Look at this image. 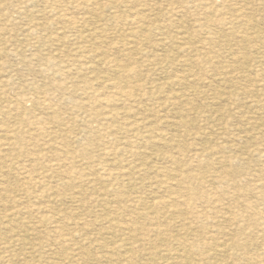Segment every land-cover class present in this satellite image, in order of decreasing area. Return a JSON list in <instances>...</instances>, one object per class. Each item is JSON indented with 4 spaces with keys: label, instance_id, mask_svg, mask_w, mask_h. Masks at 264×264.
<instances>
[{
    "label": "rangeland",
    "instance_id": "rangeland-1",
    "mask_svg": "<svg viewBox=\"0 0 264 264\" xmlns=\"http://www.w3.org/2000/svg\"><path fill=\"white\" fill-rule=\"evenodd\" d=\"M193 1L0 0V264H264V0Z\"/></svg>",
    "mask_w": 264,
    "mask_h": 264
},
{
    "label": "bare ground",
    "instance_id": "bare-ground-1",
    "mask_svg": "<svg viewBox=\"0 0 264 264\" xmlns=\"http://www.w3.org/2000/svg\"><path fill=\"white\" fill-rule=\"evenodd\" d=\"M97 1V0H96ZM104 1H106V0H104ZM103 0H102V2H104ZM108 1V0H107ZM195 1V0H194ZM193 1V2H194ZM61 2V1H60ZM86 2H88V1H86ZM192 2V3H193ZM215 2V1H214ZM95 3V2H94ZM105 3V2H104ZM223 4V3H222ZM101 5V4H100ZM221 5V4H220ZM213 7V6H212ZM228 7V6H227ZM111 8V7H110ZM212 9V8H211ZM214 9V8H213ZM131 12V11H130ZM240 12V11H239ZM137 13V12H136ZM138 14V13H137ZM136 14V15H137ZM221 15V14H220ZM240 15V14H239ZM133 16L135 17V15H134V13H133ZM133 16H131L132 18H134ZM138 16H139V14H138ZM130 17V16H129ZM239 17V16H238ZM241 17V16H240ZM140 18V17H139ZM138 18V20H140ZM217 18H219V17H217ZM143 19V18H142ZM132 20H134V19H132ZM135 20H137V19H135ZM138 20L136 21V22H138ZM131 21V20H130ZM132 22V21H131ZM214 23V22H213ZM216 24V23H215ZM218 25V24H217ZM262 85H264V84H262ZM113 86V85H112ZM250 86V85H249ZM251 87V86H250ZM115 88H118V87H115ZM246 88V87H245ZM120 89V88H119ZM128 88H126V89H124L125 91L127 90ZM111 90H113V89H111ZM128 90H130V89H128ZM118 92V91H117ZM130 92V91H129ZM126 93H127V91H126ZM193 93V92H192ZM122 96V95H121ZM177 97V96H176ZM177 100V99H176ZM249 101V100H248ZM261 101V100H260ZM254 102H257V101H255L254 100ZM168 104V103H167ZM166 105V104H165ZM256 105V104H255ZM172 106V105H171ZM164 107V106H163ZM164 109V108H163ZM93 115H95V114H93ZM101 115V114H100ZM103 115H104V113H103ZM117 114H115V116H116ZM55 117V116H54ZM108 117H109V115H108ZM132 117V116H131ZM136 117V116H135ZM175 117V116H174ZM105 118V117H104ZM103 118V119H104ZM107 118V117H106ZM179 118V117H178ZM131 120V119H130ZM210 120V119H209ZM139 121V120H138ZM206 122V121H205ZM132 123V122H131ZM149 123V122H148ZM177 123V122H176ZM135 124V123H134ZM173 124H175V123H173ZM251 124V123H250ZM129 125V124H128ZM128 125H126V127H130V125L128 126ZM141 125V124H140ZM150 125V124H149ZM152 125V124H151ZM174 126V125H173ZM146 127V126H145ZM149 127V126H148ZM96 128H98V127H96ZM127 129V128H126ZM129 129H133L134 131H135V129L134 128H129ZM204 129H206V128H204ZM105 130V129H104ZM244 130V129H243ZM243 130H241V131H243ZM249 130V129H248ZM251 130V129H250ZM123 131V130H122ZM125 131V130H124ZM130 131V130H129ZM129 131H128V133H129ZM147 131H149V130H147ZM133 132V131H132ZM133 135H135V134H133ZM131 136H132V134H131ZM137 136H138V133H137ZM135 137V136H134ZM140 138V137H139ZM259 152V151H258ZM262 152V151H261ZM261 155V154H260ZM260 155H259V157H260ZM263 155V154H262ZM261 155V156H262ZM212 174V173H211ZM221 175V174H220ZM217 176V175H216ZM227 176H228V174H227ZM198 178H199V175L197 176ZM207 178H208V176H206ZM219 177V176H218ZM222 178H224V177H221V179ZM228 178H229V176H228ZM232 178V177H231ZM234 178V177H233ZM205 179V178H204ZM209 179V178H208ZM225 179H227L226 177H225ZM236 179V178H235ZM92 181V180H91ZM201 182H202V180H200ZM205 181V180H204ZM222 181H223V179H222ZM229 181H231V180H229ZM232 181H234V180H232ZM199 182V181H198ZM223 182H226L225 180L223 181ZM222 182V183H223ZM227 182H228V180H227ZM227 182H226V184H227ZM256 182V181H255ZM213 183V182H212ZM216 183V182H215ZM218 183V182H217ZM219 183H220V181H219ZM229 183V182H228ZM200 184V183H199ZM225 184V183H224ZM239 184V183H238ZM214 185V184H213ZM212 185V186H213ZM233 185V184H232ZM253 185V184H252ZM261 185H262V183H261ZM264 185V184H263ZM210 186V185H209ZM219 186V184L217 185V187ZM199 187V186H198ZM226 187V186H225ZM230 187V186H229ZM259 187V189H260V186H258ZM220 188V187H219ZM232 188H234V187H232ZM253 188V187H252ZM218 189V188H217ZM222 189V188H221ZM235 189V188H234ZM258 189V190H259ZM261 189H263V187L261 188ZM218 191H220V190H218ZM222 191H224V190H222ZM249 191V190H248ZM251 192H252V190H250ZM214 192V191H213ZM254 192V191H253ZM253 192H252V194H253ZM258 192V191H257ZM259 192H261L260 190H259ZM220 193V192H219ZM244 193V192H243ZM246 193V192H245ZM262 193V192H261ZM222 194V193H221ZM236 194V193H235ZM256 194V193H255ZM259 194V193H258ZM211 195H213V194H211ZM263 195V194H262ZM204 196V195H203ZM214 196V195H213ZM219 196V195H218ZM206 197V196H205ZM225 197V196H224ZM203 198V197H202ZM209 198V197H208ZM239 198V197H238ZM257 198V197H256ZM260 199V198H259ZM203 200H204V198H203ZM209 200H210V198H209ZM236 200V199H235ZM206 201V200H205ZM205 201H203L204 203H206ZM213 201H214V199H213ZM219 201V200H218ZM209 203L211 202V201H208ZM220 203V202H219ZM254 203H256V202H254ZM211 204V203H210ZM220 205V204H219ZM247 205H248V203H247ZM257 205V204H256ZM262 205V204H261ZM244 206H246V205H243L242 207L243 208H245ZM257 206H259V205H257ZM262 207V206H261ZM249 209H250V207H248ZM256 208V207H255ZM248 209V211H250ZM247 210V209H246ZM245 210V211H246ZM253 210V209H252ZM260 210H264V208L263 209H260ZM231 211H233V210H231ZM243 211V210H242ZM257 211V210H256ZM251 212V211H250ZM239 213V212H238ZM241 213V212H240ZM206 214V213H205ZM231 214V213H230ZM244 214V213H243ZM246 214H247V211H246ZM250 214V213H249ZM252 214V213H251ZM234 215V214H233ZM236 215V214H235ZM238 215V214H237ZM240 215V214H239ZM238 215V216H239ZM253 215V214H252ZM259 215V214H258ZM261 215H263V213L261 214ZM228 216V215H227ZM244 216V215H243ZM245 216H247V215H245ZM249 216H251V215H249ZM237 217V216H236ZM240 217V216H239ZM242 217V216H241ZM240 217V218H241ZM254 217H256V216H254ZM253 217V218H254ZM232 218V217H231ZM106 219V218H105ZM257 220V218H254V220ZM109 220V219H108ZM108 220H105V221H108ZM241 220V219H240ZM249 220V219H248ZM237 221H239V218L237 219ZM236 222V221H235ZM250 222V221H249ZM257 222V221H256ZM116 223V222H115ZM231 223V222H230ZM263 224V223H262ZM69 225V224H68ZM260 226H261V224H259ZM11 226V225H10ZM113 226V225H112ZM120 226V225H119ZM125 226H127V225H125ZM246 226H248V224L246 225ZM116 227V226H115ZM258 227V226H257ZM125 228V227H124ZM250 228V227H249ZM252 229V228H251ZM8 230V229H7ZM11 230V229H10ZM32 231V230H31ZM31 233V232H30ZM33 233H34V229H33ZM257 233V232H256ZM35 234V233H34ZM34 234H32V235H34ZM31 235V234H30ZM218 254V253H217Z\"/></svg>",
    "mask_w": 264,
    "mask_h": 264
}]
</instances>
